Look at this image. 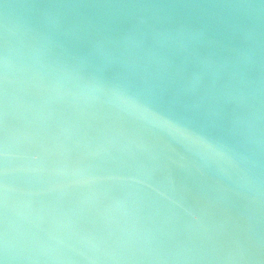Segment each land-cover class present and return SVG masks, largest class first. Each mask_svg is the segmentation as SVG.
Listing matches in <instances>:
<instances>
[{"label":"water","instance_id":"obj_1","mask_svg":"<svg viewBox=\"0 0 264 264\" xmlns=\"http://www.w3.org/2000/svg\"><path fill=\"white\" fill-rule=\"evenodd\" d=\"M0 264H264V0H0Z\"/></svg>","mask_w":264,"mask_h":264}]
</instances>
